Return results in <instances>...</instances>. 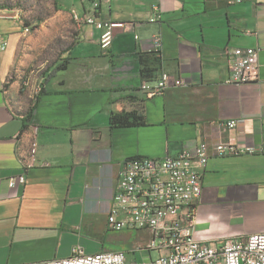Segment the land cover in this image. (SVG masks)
Here are the masks:
<instances>
[{"label":"crops","instance_id":"0c3cea01","mask_svg":"<svg viewBox=\"0 0 264 264\" xmlns=\"http://www.w3.org/2000/svg\"><path fill=\"white\" fill-rule=\"evenodd\" d=\"M155 5L160 18L150 21ZM55 7L46 25L65 16L71 32L56 36L58 45L67 39L58 62L37 74L40 68H24L33 64V36L20 12L0 6L7 41L0 50V264L66 258L75 246L123 251L127 264L156 259L149 230L108 224L119 166L130 157L194 151L201 141L209 157L199 168L196 238L218 246L263 232L264 0H103L96 15L131 26L115 28L105 50L100 30L72 18L95 12L90 0H56ZM232 47L258 49L256 80L224 81ZM151 51H159L157 76L166 71L186 84L151 97L141 90L139 54ZM113 111H135L144 122L111 127ZM229 119L240 122L229 129ZM220 142L256 152L219 155ZM25 159L33 165L26 182L10 187Z\"/></svg>","mask_w":264,"mask_h":264},{"label":"built area","instance_id":"2783aa9c","mask_svg":"<svg viewBox=\"0 0 264 264\" xmlns=\"http://www.w3.org/2000/svg\"><path fill=\"white\" fill-rule=\"evenodd\" d=\"M93 13L79 16L84 23L100 30L99 44L107 49L117 27H131L130 23L103 19L96 15L103 0H90ZM242 0H229L241 2ZM154 21L160 18L159 7L154 6ZM24 30H29L25 27ZM158 46L159 40L155 39ZM7 41L0 29V50H5ZM228 68L226 83L243 84L257 79L258 49L254 47H232L225 54ZM182 78H176L162 71L153 81H143L141 90L151 97L163 94L171 86L185 85ZM240 119H229L223 124L232 129ZM30 147L37 144L33 141ZM214 150L223 156L250 154L256 152L253 146H239L232 142L215 144ZM209 157V146L199 142L194 151L182 150L177 155L163 157L137 156L125 159L119 166L114 201L107 221L110 227L143 228L151 232L147 246L160 251L150 261L133 264H264V231L249 234L244 238H229L221 245L198 240L194 234L196 203L202 192V172ZM33 165L23 163V172L8 178V185L26 182L24 171ZM118 212L124 216L118 217ZM33 264H127L123 251H99L85 253L81 246H75L69 257L50 259Z\"/></svg>","mask_w":264,"mask_h":264},{"label":"rangeland","instance_id":"374dc122","mask_svg":"<svg viewBox=\"0 0 264 264\" xmlns=\"http://www.w3.org/2000/svg\"><path fill=\"white\" fill-rule=\"evenodd\" d=\"M0 4H8L11 7L17 9L20 12L23 24L29 22L28 36H33V42L30 47L31 63L25 65L24 68L31 66L29 70H42L47 69L49 66L54 65L59 59V49L61 45L64 46L67 42L62 41L61 45L56 42V36H68L71 32L67 24L65 16L56 17L52 23L47 24L50 16H53L56 12L54 0H0ZM37 18H41L42 21L37 24ZM60 26V27H59ZM27 66V67H26ZM14 74V72H13ZM16 74V73H15Z\"/></svg>","mask_w":264,"mask_h":264},{"label":"trees","instance_id":"16d2710c","mask_svg":"<svg viewBox=\"0 0 264 264\" xmlns=\"http://www.w3.org/2000/svg\"><path fill=\"white\" fill-rule=\"evenodd\" d=\"M56 4V0H54ZM1 7H11L8 4H0ZM37 24L42 21L41 18H37ZM24 26L28 27L29 22H24ZM140 61V74L143 81H153L156 79L157 66L160 62L159 51L144 52L139 54ZM59 69H65L66 63H60L58 65ZM144 122L142 115L138 114L135 111H121V112H111L109 116V124L111 127H128L133 125H139Z\"/></svg>","mask_w":264,"mask_h":264},{"label":"bare ground","instance_id":"6f19581e","mask_svg":"<svg viewBox=\"0 0 264 264\" xmlns=\"http://www.w3.org/2000/svg\"><path fill=\"white\" fill-rule=\"evenodd\" d=\"M72 18H73V20H74L75 22L79 23V22H78V18H77V16H76V13H73V14H72ZM25 31H29V30H25ZM31 150H32V149H31Z\"/></svg>","mask_w":264,"mask_h":264}]
</instances>
